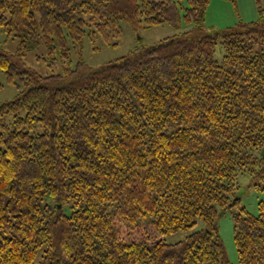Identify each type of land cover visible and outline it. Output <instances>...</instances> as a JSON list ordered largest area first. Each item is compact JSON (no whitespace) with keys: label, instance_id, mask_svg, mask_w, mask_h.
Instances as JSON below:
<instances>
[{"label":"trees","instance_id":"trees-1","mask_svg":"<svg viewBox=\"0 0 264 264\" xmlns=\"http://www.w3.org/2000/svg\"><path fill=\"white\" fill-rule=\"evenodd\" d=\"M209 2L181 17L183 0H0L18 41L0 68L19 87L0 104V264H233L218 217L234 207L239 263L264 264V197L255 214L238 195L243 173L264 192V8L214 30ZM182 18L190 29L98 68L24 62L41 44L64 59L87 36L118 44L124 20Z\"/></svg>","mask_w":264,"mask_h":264},{"label":"rangeland","instance_id":"rangeland-1","mask_svg":"<svg viewBox=\"0 0 264 264\" xmlns=\"http://www.w3.org/2000/svg\"><path fill=\"white\" fill-rule=\"evenodd\" d=\"M186 0L181 5V17L185 11ZM264 8V0H262ZM259 11L256 0H210L205 15V26L209 29L224 30L228 27H236L241 21L249 22L258 18ZM192 27V22L181 19L179 27L163 23L151 27L135 28L129 21H122V36L115 44V40L105 41L101 36H87L81 47L76 44L70 46L71 57L64 59L59 50L50 52L43 44L31 49L24 56V62L32 69L41 74L62 73L66 68L74 67L80 60L92 67H100L108 61L116 58L133 55L146 47L152 46L162 39L179 34ZM18 41L7 34L0 27V52L8 55L15 54ZM224 54L223 46L218 40L215 56L220 60ZM17 84L7 79L6 73L0 68V104L12 100L18 93ZM7 118H11L9 115ZM262 184L251 175L243 173L239 176L238 195L241 197V204L245 205L251 212L258 213V202L264 197V192L258 188ZM236 208L228 209L218 217V224L221 237L225 243L229 259L233 264L239 263L238 251L234 239V218ZM204 226L202 221L195 227L185 228L176 232L159 235L170 243L184 239L194 230ZM156 239V240H157Z\"/></svg>","mask_w":264,"mask_h":264}]
</instances>
